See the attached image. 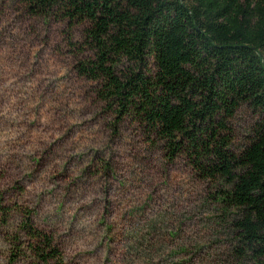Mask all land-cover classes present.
<instances>
[{
    "label": "rangeland",
    "instance_id": "rangeland-1",
    "mask_svg": "<svg viewBox=\"0 0 264 264\" xmlns=\"http://www.w3.org/2000/svg\"><path fill=\"white\" fill-rule=\"evenodd\" d=\"M83 26L0 0V264H38L21 224L51 238L65 264H241L219 187L168 163L113 117L74 66ZM258 116L230 120L239 151Z\"/></svg>",
    "mask_w": 264,
    "mask_h": 264
},
{
    "label": "trees",
    "instance_id": "trees-1",
    "mask_svg": "<svg viewBox=\"0 0 264 264\" xmlns=\"http://www.w3.org/2000/svg\"><path fill=\"white\" fill-rule=\"evenodd\" d=\"M31 16L83 26L74 66L113 117L135 124L164 160L219 187L233 256L264 264V0H20ZM258 116L239 151L230 120ZM38 264H65L21 224Z\"/></svg>",
    "mask_w": 264,
    "mask_h": 264
}]
</instances>
